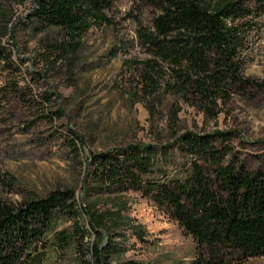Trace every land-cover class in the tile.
<instances>
[{
  "label": "rangeland",
  "instance_id": "rangeland-1",
  "mask_svg": "<svg viewBox=\"0 0 264 264\" xmlns=\"http://www.w3.org/2000/svg\"><path fill=\"white\" fill-rule=\"evenodd\" d=\"M37 0H0V203L18 208L55 190H72L78 210L105 217L112 240L110 264H191L193 240L149 198L107 189L96 180L92 155L151 148L152 172L181 179L193 161L186 135L217 136L212 143L237 156L250 171L264 169V0H242L240 73L263 86L234 87L212 103L186 92L173 68L142 46L139 27L151 28L152 0H111L107 23L92 26L78 44L59 29L33 22ZM240 22V23H241ZM81 214L75 233L61 219L33 253L30 264H87L97 241ZM240 264H264V256Z\"/></svg>",
  "mask_w": 264,
  "mask_h": 264
},
{
  "label": "trees",
  "instance_id": "trees-1",
  "mask_svg": "<svg viewBox=\"0 0 264 264\" xmlns=\"http://www.w3.org/2000/svg\"><path fill=\"white\" fill-rule=\"evenodd\" d=\"M152 2V27H139L138 38L150 54L173 68L181 89L210 104L234 87L243 92L263 87L240 73L242 27L247 24L241 21L251 14L242 0ZM110 5L111 0H37L30 16L35 24L59 29L78 44L92 26L108 22L104 11ZM10 61V53L0 47V66ZM228 136L186 135L184 145L202 162H191L181 179L148 177L153 150L140 146L92 155L90 164L108 190L140 192L163 209L193 240L191 264H240L264 256V169L250 171L237 156L212 144ZM83 213L97 239L87 264H110L112 240L100 245L103 235L111 233L106 218L79 211L72 190H55L18 208L0 203V264L38 261L33 252L50 236L66 242L65 230H53L61 219L72 221L76 234H87L76 225Z\"/></svg>",
  "mask_w": 264,
  "mask_h": 264
}]
</instances>
